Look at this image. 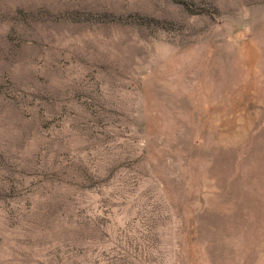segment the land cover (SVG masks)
I'll use <instances>...</instances> for the list:
<instances>
[{
    "label": "rangeland",
    "instance_id": "obj_1",
    "mask_svg": "<svg viewBox=\"0 0 264 264\" xmlns=\"http://www.w3.org/2000/svg\"><path fill=\"white\" fill-rule=\"evenodd\" d=\"M0 264H264V0H0Z\"/></svg>",
    "mask_w": 264,
    "mask_h": 264
}]
</instances>
